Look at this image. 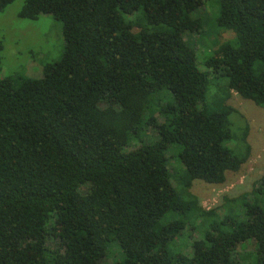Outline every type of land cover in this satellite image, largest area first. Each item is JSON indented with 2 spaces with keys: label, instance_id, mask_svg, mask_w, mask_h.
Instances as JSON below:
<instances>
[{
  "label": "trees",
  "instance_id": "1",
  "mask_svg": "<svg viewBox=\"0 0 264 264\" xmlns=\"http://www.w3.org/2000/svg\"><path fill=\"white\" fill-rule=\"evenodd\" d=\"M207 7L234 36L200 57L185 35ZM46 15L61 59L0 79V264H98L112 241V264H242L247 241L264 264V174L222 217L190 192L250 158L249 127L226 102L264 108V0H24L17 16ZM220 77L222 97L208 99ZM188 228L202 231L181 251Z\"/></svg>",
  "mask_w": 264,
  "mask_h": 264
},
{
  "label": "rangeland",
  "instance_id": "2",
  "mask_svg": "<svg viewBox=\"0 0 264 264\" xmlns=\"http://www.w3.org/2000/svg\"><path fill=\"white\" fill-rule=\"evenodd\" d=\"M23 3L24 0H15L0 12V44L2 46L0 79L41 77L42 65L59 61L63 54L64 40L60 23L47 15L32 21L18 18V12ZM194 17L200 18L201 27L197 33L185 35V40L200 57L209 55L221 44L233 38V33L219 30L213 25L210 8L198 10ZM222 84H226L224 77L211 81L208 99L214 94H218L215 98L222 97ZM226 103L235 108L238 115L243 116L242 122L237 120L238 125H243L244 121L249 127L247 142L251 147L250 158L239 172L228 173L224 184L216 186L196 180L190 188V192L196 197L199 205L205 210H216L219 217H222L229 207L237 208L235 206L237 203L231 205L224 201L226 198L234 200L243 195L250 196L253 187L264 174V108L242 99L235 93ZM235 117L236 115L231 116L230 119L236 120ZM176 149L177 147H171L166 154L171 171L172 167L176 166L175 163H178ZM209 226V223L202 225L204 230H208ZM201 231L202 228H188L178 237L176 248L181 251L187 250L190 239L198 236ZM49 246L54 248V242L49 243ZM119 250L115 241L110 242L106 256L98 264H112L114 261L121 260L122 253ZM234 256L242 264H255L257 258L255 243L247 241L239 245Z\"/></svg>",
  "mask_w": 264,
  "mask_h": 264
}]
</instances>
